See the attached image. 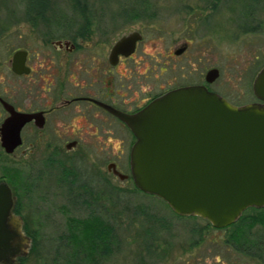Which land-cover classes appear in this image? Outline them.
<instances>
[{
    "label": "rangeland",
    "instance_id": "obj_1",
    "mask_svg": "<svg viewBox=\"0 0 264 264\" xmlns=\"http://www.w3.org/2000/svg\"><path fill=\"white\" fill-rule=\"evenodd\" d=\"M34 1L0 0V55L21 44L20 34L24 38L30 32L64 35L89 22L92 28L107 32H151L152 38L159 32H183L185 38L192 37L187 32H215L211 46L202 34L193 36L194 46L209 48L212 66L220 71L213 90L238 107L257 102L253 84L264 67V30L260 32L255 21H248L254 30L243 32L242 19L228 17L226 12L202 28L204 17L197 8L203 0H42L41 20L30 12ZM143 1L148 3L147 13L142 11ZM86 2L94 5V20L80 16ZM218 10L211 16L222 12ZM260 21L264 24V15ZM206 68L200 64V75L206 74ZM110 152L57 150L55 169L51 174L40 172L44 177L39 184L41 201L20 207L18 214L32 243L15 264H264L263 211L248 212L236 226L224 230L214 229L201 218L177 216L161 199L138 191L133 180L110 176ZM129 168L122 164L120 171L130 176ZM69 172L74 174L72 202L62 180ZM95 217L113 229L106 255L91 252L87 243L80 251L71 243L75 238L72 219ZM75 251L78 255L70 254Z\"/></svg>",
    "mask_w": 264,
    "mask_h": 264
},
{
    "label": "flooded vegetation",
    "instance_id": "obj_2",
    "mask_svg": "<svg viewBox=\"0 0 264 264\" xmlns=\"http://www.w3.org/2000/svg\"><path fill=\"white\" fill-rule=\"evenodd\" d=\"M140 4L145 7L140 10L147 13L148 3ZM197 9L204 17L198 24L202 28L210 19L229 12L226 16L242 19L243 32L254 30L249 29L248 21L257 22L260 32L264 30L260 21L264 0H203ZM217 10L222 12L211 16ZM80 16L94 20V5L86 2ZM159 33L152 38L151 32H107L85 24V28L64 35L30 32L24 38L20 34L21 44L0 55V185L10 189L13 216L21 220V232L28 241L25 249L32 238L18 213L20 207L41 201L39 184L44 177L40 172L51 174L55 169L57 150H112L107 173L120 180L115 172L121 173L122 164L130 167L136 138L119 114L134 116L182 88L204 87L218 94L212 88L216 81L207 82V74L216 69L209 48L200 50L193 42L195 34H202L211 46L215 32H187L191 38L183 37V32ZM123 39L130 43L119 53L116 49ZM18 53L25 66L21 73L13 70ZM201 63L207 66L206 74L199 73ZM252 104L264 102L257 99ZM11 129L17 138L9 151L3 133ZM73 176L69 172L62 178L69 202L75 190L71 188ZM130 179L131 170L124 181Z\"/></svg>",
    "mask_w": 264,
    "mask_h": 264
},
{
    "label": "water",
    "instance_id": "obj_3",
    "mask_svg": "<svg viewBox=\"0 0 264 264\" xmlns=\"http://www.w3.org/2000/svg\"><path fill=\"white\" fill-rule=\"evenodd\" d=\"M128 43L123 39L116 51ZM24 68L18 53L13 70ZM219 76V70H211L207 82ZM253 93L264 102V68ZM119 116L136 138L130 156L135 187L161 199L177 216L201 218L223 230L248 209L264 208V104L238 107L204 87H189L164 95L134 116ZM16 138L12 129L3 133L9 151ZM12 210L10 189L0 185V264H15L27 253L21 220Z\"/></svg>",
    "mask_w": 264,
    "mask_h": 264
},
{
    "label": "trees",
    "instance_id": "obj_4",
    "mask_svg": "<svg viewBox=\"0 0 264 264\" xmlns=\"http://www.w3.org/2000/svg\"><path fill=\"white\" fill-rule=\"evenodd\" d=\"M42 3L44 4V1L42 0H35L34 2H32V4L30 3V12L33 13L36 18L44 20V10L41 7ZM87 27H90V22L87 23ZM251 211H253L254 213H261L262 211L264 212V208L248 209L242 215L239 221L229 228L236 226L240 221H242L244 215ZM256 220L257 219H254L253 221L255 222ZM72 227L75 229L73 231L75 238H72L71 243H73L76 248L79 249V251L84 249L83 246L86 247L85 243H87L88 250H90L91 252L97 250V252H102L103 255H106L110 251V244L113 240V229L110 227V225H107L101 218L95 217L87 219L85 221L72 219ZM77 251L70 254L74 256L77 254Z\"/></svg>",
    "mask_w": 264,
    "mask_h": 264
}]
</instances>
